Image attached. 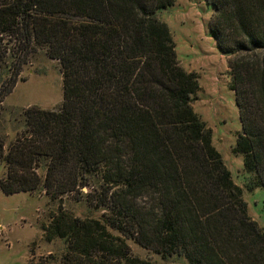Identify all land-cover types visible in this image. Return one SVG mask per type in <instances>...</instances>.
<instances>
[{
    "label": "trees",
    "instance_id": "16d2710c",
    "mask_svg": "<svg viewBox=\"0 0 264 264\" xmlns=\"http://www.w3.org/2000/svg\"><path fill=\"white\" fill-rule=\"evenodd\" d=\"M206 1L241 122L234 152L245 187L264 188V0ZM173 4L0 0V95L41 50L63 75L61 105L25 108L23 131L8 145L0 138L1 190L60 200L41 229L64 247L32 252L28 264H153L129 240L184 261L175 264H264V230L192 107L196 75L157 15ZM65 195L102 217L73 215Z\"/></svg>",
    "mask_w": 264,
    "mask_h": 264
},
{
    "label": "rangeland",
    "instance_id": "374dc122",
    "mask_svg": "<svg viewBox=\"0 0 264 264\" xmlns=\"http://www.w3.org/2000/svg\"><path fill=\"white\" fill-rule=\"evenodd\" d=\"M213 6L206 0H174V4L158 11L159 19L167 24L172 35L179 65L196 75L199 90L192 107L211 129L212 144L220 153L234 182L241 186L248 204V213L264 230V188L248 190L249 174L243 168V156L234 152L241 131L234 91L230 88L231 75L228 54L217 45L210 28ZM63 101V75L57 60L45 51H38L23 66L12 92L0 95V138L8 145L23 131L22 112L27 107L57 109ZM43 175L44 169L39 170ZM7 166L0 164V178ZM73 215L102 217L103 210L86 202H76L68 196L61 199ZM60 200H52L43 188L36 191L5 194L0 188V264H28L35 255L59 252L64 247L60 240L48 243L41 226L56 212ZM132 252L153 264H175L182 259L163 260L132 240Z\"/></svg>",
    "mask_w": 264,
    "mask_h": 264
}]
</instances>
